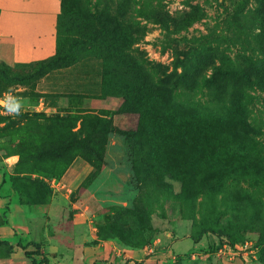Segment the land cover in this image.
Returning a JSON list of instances; mask_svg holds the SVG:
<instances>
[{
    "label": "rangeland",
    "instance_id": "obj_1",
    "mask_svg": "<svg viewBox=\"0 0 264 264\" xmlns=\"http://www.w3.org/2000/svg\"><path fill=\"white\" fill-rule=\"evenodd\" d=\"M258 2L62 0L58 44L67 55L64 61L71 57L98 59L105 68L103 83L107 90L128 92L134 80L133 71L130 77L128 72L120 71L117 57L110 50L118 40L95 36L90 19L101 8L126 26L120 40L124 51L142 66L146 75L142 81L155 83L161 72H196L193 81L180 85L160 106V112L168 108L178 118L187 115L190 122L185 131L190 143L180 152L176 151L177 144L165 147L168 160L184 166L179 168L183 172L180 175L162 179L154 176L151 182L142 183L132 172L121 133L136 126L139 96L114 97L117 101L110 109H96L94 113L71 112L69 124L76 125L78 117L99 119L85 126L84 134L88 136L82 138V146L101 154L104 164L86 189L62 191L45 215L50 216V228L79 224L87 242H101L103 248L107 247L109 252L102 249V255L86 264H142L143 259L153 255L156 240L160 239L163 246L176 240L173 251L184 252L183 246H192L187 236L206 237L207 244L200 252L178 254L161 264H264V40L259 35L264 18ZM35 67L37 64L13 68L0 64V98L4 91H10L17 106L25 104L20 91L14 92L19 85L12 76L18 71L21 75L32 72ZM216 68L230 69L240 78L253 68L257 77L251 76L250 87L233 82L208 85ZM67 102L78 109L79 101ZM162 113L157 115L166 117ZM2 115L1 155H14L39 141L48 152L61 156L68 153V147L64 148L70 140L68 125H61L54 135L50 132L52 136L44 139L42 126L31 130V125L24 124L4 129L3 121L8 116ZM172 120L178 122L177 118ZM149 121L156 125L154 117ZM170 124L172 130L167 133L171 140L176 124L163 126ZM66 166L61 160H44L36 168L45 173H26L49 182L48 176L58 175ZM38 216L44 214L38 212ZM216 235L222 237L216 239ZM224 236L234 242L235 254L223 251ZM208 238H215L217 245L210 247ZM144 247L140 261L135 260L131 251ZM147 249L151 250L148 254ZM3 254L0 252V256Z\"/></svg>",
    "mask_w": 264,
    "mask_h": 264
},
{
    "label": "crops",
    "instance_id": "obj_2",
    "mask_svg": "<svg viewBox=\"0 0 264 264\" xmlns=\"http://www.w3.org/2000/svg\"><path fill=\"white\" fill-rule=\"evenodd\" d=\"M59 13L60 0H0V62L12 67L53 55ZM100 76L99 60L84 57L68 66L45 72L33 82L29 89L32 94L21 92L25 91V86L16 87L14 92L20 91L23 95L25 104L22 106L14 103L13 92H3L9 105L4 114L0 113L2 117L6 114L8 118L47 124L70 120L71 112L89 114L96 109H110L117 99L98 97ZM67 100L79 101L78 109L74 110ZM83 119L78 117L76 124ZM15 161V155L0 154V240L11 246L7 256H0V264H31V260L44 264L42 259L46 264H86L89 259L102 255V249L109 252L101 242H87L79 224L50 228L47 226L50 216L45 215L62 191L81 192L86 189L101 173L100 163L80 152L58 178L39 182L14 174L12 167ZM38 212L44 216H38ZM186 238L192 246H183L184 252L173 251L172 245L176 240L169 244L165 242L164 246L160 239L156 240L152 246L153 255L143 259L142 264H161L164 259L178 254H195L207 244L206 237L196 242L188 236ZM214 239L208 238V241L216 246ZM148 249L147 254L151 252ZM145 250L146 247L131 253L135 260L140 261L139 257ZM24 252H29L30 257Z\"/></svg>",
    "mask_w": 264,
    "mask_h": 264
},
{
    "label": "trees",
    "instance_id": "obj_3",
    "mask_svg": "<svg viewBox=\"0 0 264 264\" xmlns=\"http://www.w3.org/2000/svg\"><path fill=\"white\" fill-rule=\"evenodd\" d=\"M259 10L261 15L264 18V0H259L258 2ZM62 13V0H60V13L56 19V46L55 52L48 58L32 62L29 64H16L12 67L4 65L0 62L4 67L13 68L16 66H25V65H32L37 64V67L32 72H29L24 75H21L20 72H14L12 78L17 81V85L25 86V91L23 93L32 94L29 90L33 82L36 81L39 77H41L45 72L68 66L80 59L79 58H68V62L64 61L66 58V54L64 55L63 50L59 48L58 39H59V32H58V21L59 17ZM90 24L94 28L95 36L99 37L101 35L114 37L118 40V42L110 47L111 52L117 57V67L120 71H126L132 73L133 77V89H129L128 92H116V91H109L107 87L103 83V71H105L104 66L101 67V76H100V93L98 97H133L139 96L140 97V106L138 110V117L136 121V126L134 129H128L122 131L123 135V143L127 148V155L128 159L130 160L131 170L134 173L135 177L140 182L153 180V177L157 178H165V177H172L175 175H180L183 173L181 169L184 166L180 164H173L170 160H168V156L166 157L165 154V147L167 144H177V152H180L182 146L185 144L190 143L191 139L186 134L187 127L189 126L190 122L187 120V115L181 116L178 118L177 115L175 116L170 109L166 108L164 112H160V106L165 104L173 95V93L177 90L180 85L189 84L193 81L196 72L192 71H181L179 73L174 72H161V77H159L155 83L144 82L141 78H146L144 74L143 68L140 65H137L135 62L136 60L129 55L128 52L124 51V42H122L121 35L124 33L126 26L123 24L122 21L117 19V16L108 12L106 8H101L98 11H95L91 15ZM101 34V35H100ZM260 38L264 40V28H262L259 32ZM264 75V69H263ZM255 70L252 68H248L246 70V74L243 78H240L237 74H235L232 70H220L216 68L210 77L208 78L207 82L208 85H216L218 82H233L238 85H243L246 87L251 86V76L257 77L255 74ZM17 78V79H16ZM30 81V82H29ZM1 91V88H0ZM6 92V91H4ZM162 113L166 117H160L157 114ZM23 115V114H22ZM157 116V118L155 117ZM154 117L156 125L150 123L149 118ZM178 122L173 121L172 119H176ZM6 119V118H3ZM68 122L71 121H52L47 124L36 123L27 120H19L17 118H8L7 120L3 121V128L4 129H15L19 125L29 124L31 125L29 128L34 130L36 126L43 127V133L41 134L44 139L50 138L51 133L54 135L56 128H59L61 125H68L69 126V135L70 140L64 145H55L56 148H66L68 147L69 151L67 154L61 156L58 152H48L45 149H42V141L37 143L28 144L27 147L23 150H19V152L13 153L16 156V161L13 164L12 172L17 175H21L25 178H31L35 181L43 182L39 179H35L29 177L26 172H43L46 171L42 168H36L37 163H41L44 160L50 161H64L67 166L72 162V160L81 152L86 154L85 156L91 157L94 161L100 163L101 165L104 164L102 155L95 152L90 148H85L82 146V142L84 141L82 138L88 136L87 133L84 134V128L90 122L98 123L99 119L95 117L91 118H84L83 120L79 121L78 124H69ZM175 123L177 129L174 131L175 138H169V133L167 131H171L172 125H166L167 123ZM159 124V126H158ZM30 130V134H33ZM51 132V133H50ZM35 135V134H34ZM43 137L39 138L42 139ZM51 147V144H49ZM40 146V148H38ZM77 153V154H76ZM8 156V155H2ZM25 166V168H23ZM66 166V168H67ZM64 168L63 171L66 169ZM176 168V169H174ZM188 168H192L189 166ZM60 172L58 175L48 176L47 178H58L62 173ZM216 239L222 236H214ZM225 237V236H224ZM192 241H198L201 236H190ZM226 238V237H225ZM223 238V239H225ZM229 245L232 246L234 242H231L228 238L225 239ZM0 246L5 249H0L2 254L4 253L5 256L8 255L11 251V246L5 240H0ZM212 244L210 245V247ZM26 256H29V252H24ZM4 254L2 256H4ZM44 264H46V260H41ZM40 261V262H41ZM31 264H39L34 260H31Z\"/></svg>",
    "mask_w": 264,
    "mask_h": 264
},
{
    "label": "built area",
    "instance_id": "obj_4",
    "mask_svg": "<svg viewBox=\"0 0 264 264\" xmlns=\"http://www.w3.org/2000/svg\"><path fill=\"white\" fill-rule=\"evenodd\" d=\"M8 97H5V94H2V97L0 98V112L3 113L5 108L9 105V102L7 101ZM4 114V113H3ZM246 242H244V247H245ZM222 249L223 251H226L227 253H233L235 254L234 247L230 246L227 241L224 239L222 242Z\"/></svg>",
    "mask_w": 264,
    "mask_h": 264
}]
</instances>
